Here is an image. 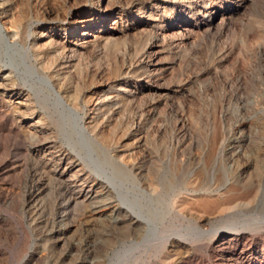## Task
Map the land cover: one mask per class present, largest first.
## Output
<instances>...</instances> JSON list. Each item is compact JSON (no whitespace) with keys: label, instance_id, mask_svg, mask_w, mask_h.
<instances>
[{"label":"rangeland","instance_id":"1","mask_svg":"<svg viewBox=\"0 0 264 264\" xmlns=\"http://www.w3.org/2000/svg\"><path fill=\"white\" fill-rule=\"evenodd\" d=\"M0 3V10L10 9L5 24L17 31L29 60L48 74L55 67L67 76L59 87L89 133L85 138L67 128L44 98H32V107L21 112L0 91V264H111L131 239L122 206L153 218L164 234L264 219V0ZM106 5L114 32L67 50V60L59 45L39 37L47 15L73 20L83 6ZM80 30L73 26V39ZM31 111L43 118L36 130L29 126ZM63 152L78 170L76 185L87 179L111 191L66 206L57 175ZM34 183L44 191L31 201ZM201 198L233 201L205 222L208 213L196 204ZM183 200L190 202L186 208ZM105 201L114 203V212L94 213ZM67 223L73 226L66 231ZM259 229L234 247L243 249L244 264H264V226ZM155 250L137 254L132 264L231 263L211 233L189 250L164 244Z\"/></svg>","mask_w":264,"mask_h":264},{"label":"bare ground","instance_id":"2","mask_svg":"<svg viewBox=\"0 0 264 264\" xmlns=\"http://www.w3.org/2000/svg\"><path fill=\"white\" fill-rule=\"evenodd\" d=\"M0 4H2V3H0ZM107 5L105 8H103V7L102 8H100V7L90 8L89 6H83V8L81 7L82 10L80 11L78 18L73 19V20H66L65 19V21H63L62 19H60L58 17H54L51 14L47 15L46 19L44 21H42V23H41V26L43 27V29H42L41 35L39 37L41 40L47 39V41H50V42L54 41L57 45H59L58 47H59V49H61V52L59 53L60 58H62V60H67L68 59L67 58L68 57L67 50L78 51L79 46L83 47V46L93 45L95 43H98L101 40L106 39L107 36H109L110 34H112L114 32L115 28L108 27L109 26L108 21L110 19V10L108 9L109 6L107 7ZM0 7H1V5H0ZM9 11H10L9 8L7 9L4 7L2 10H0V91L2 92L3 95L4 94L6 95V97L8 98V101L12 104V106H14L19 111L23 110V112H24V109L28 110L32 107V105H31V101H33L32 98H34L36 100L44 98L48 104H50V103L52 104V107L54 109L52 111H54L55 113L60 112L61 117L63 119V122L67 128L73 129V130H78L82 133L83 137L87 138V135L89 133L87 134V128L88 127H86V125H85V117L83 115H81V112L74 105H72L71 103L68 102L66 95H65L66 92L61 90L59 87V83H65V81H66L65 79L67 76L62 75L63 72L61 73L60 69L55 70L54 69L55 67H53L51 69L52 74H48L42 68L39 69L40 67L38 68L37 65L35 63H33L34 61L31 62L29 60L30 58L27 57L26 52L22 51L21 48L19 47V45H18L19 41H16L17 40L16 37L18 34L17 31L13 30L11 28L10 24H5V23H9V21H8ZM117 22L118 21L116 19L113 20L114 24H117ZM73 26L81 29L79 31V34L77 35V38H75V39H73L74 35L70 33V32H72L71 29H73ZM105 29H107V32H105ZM23 32H26V30ZM21 35H22V33H21ZM34 45H36V43H34ZM55 49H57V48H55ZM37 52H39V51H37ZM69 53H71V52H69ZM149 57L150 58L153 57V52L149 53ZM152 62L153 61L151 59V63ZM154 62H155V60H154ZM45 65H47V66L51 65L49 63V60H46ZM152 70L151 69L147 70L149 72L148 76L153 75ZM102 88L104 89V87H102ZM52 111H51V113H52ZM14 112L15 111H13V113ZM30 116L33 117V119L31 121V123H29V126H31V128H33L34 130L41 127L40 124H43V118L41 116H37L36 112H34V111H31ZM18 120H20V119H18ZM21 133H23V132H21ZM82 139H81V141H82ZM51 143H53V142H51ZM36 146H38V145H36ZM51 148H52V145L45 148V152L46 153H47V151L49 152L48 149H51ZM59 156H60V158H58V160H57L59 163L57 175L65 183V193L63 195L65 196L66 206L75 205V204H77L78 200L90 202V201H93L94 199H98V198L102 197L105 193L111 191V189L109 187L103 186L100 182H97L95 184L92 183L90 185L88 183L89 181H87V179L83 180L84 182L82 185H80V186L76 185V183H74L75 180L73 181V178L75 177V174L78 170L73 169V162L74 161L69 156V154H65L64 152L59 154ZM53 157H55V156H53ZM87 160L89 161V159H87ZM87 163H89V162L86 161V165H88ZM89 168H91V167H89ZM82 171H83L84 176L87 177V173L84 171V169H82ZM103 173L107 174L104 171H103ZM40 180H41V178H40ZM111 181H113V180H111ZM99 188H102L103 190H98ZM187 188H189V187H187ZM192 188H193V186H192ZM32 189L33 190L29 194L30 195L29 198L31 201L34 200L36 197H38L44 191V185L34 183ZM178 190H180V189H178ZM194 190H195V188H194ZM192 193H193V191H192ZM203 193H205V192H203ZM121 194H122V192H121ZM123 194H122L121 198L123 199L126 197L128 199L127 194L126 195H123ZM232 201L233 200L219 199V198L218 199L215 198V200H213V199L212 200H205V199L201 198L196 202V204L199 205L204 210L203 211L204 213H208V215H206L204 217L206 220V221L205 220L204 221L207 222V221L212 220L215 217H217V215L219 214L220 211L229 208ZM135 202H134V204H135ZM189 203L190 202L183 200L181 202V207L186 208V206ZM125 204L127 205V203H125ZM114 208H115V206H114V203L112 201H105V202L101 203V205L98 207V209L93 211V212L99 213V214H104V213H108V212L112 213V212H114ZM120 209L124 213V215L122 216V222L125 225L127 234L129 235V237H131V239H130V242L128 244H125L121 250H118L115 252V254L113 256L114 257L113 259H115V260L112 261L111 264H119L118 260H120V259H124V260H126V263L132 264V262H135L134 260L136 259L137 254L145 253L144 251H146V250L151 252L153 249L155 250V248L160 246L161 244H164V246L172 245L173 247L180 248L181 250L182 249L183 250H189L192 248V245L194 244L195 241L197 242V241L201 240L208 233H211V235L213 236V242L216 243L217 246H220L221 249H223V250L225 249V251L227 252V254L230 258V261H231L230 264H244V262L247 261L248 258L244 255L243 249L241 251L237 252L236 250H234V247L241 240L246 239L249 235L252 236L258 230H260L259 229L260 226H264V219H258V220H255V219L247 220L246 219V220L240 221L239 223L234 224L231 227H228V228H221L220 227V228L215 229L212 232L204 230V229L200 228L199 226H196L192 235L188 234V233H185V234L184 233L183 234H181V233L164 234V232L159 229L160 227L159 228L157 226L155 227L156 223L154 222L153 218L143 216L141 214V212H136L137 210L133 211L134 209L132 210V208L129 206L128 207L122 206ZM90 212L91 211H89L88 213H90ZM66 216H67V213L63 214L62 219L66 220V218H67ZM153 224H154V226H153ZM72 226H73L72 223H67V224H65L64 229L67 231ZM150 231H151V233H150ZM259 232H261V231H259ZM142 237H144L145 239L140 240ZM249 262H250V260H249Z\"/></svg>","mask_w":264,"mask_h":264}]
</instances>
